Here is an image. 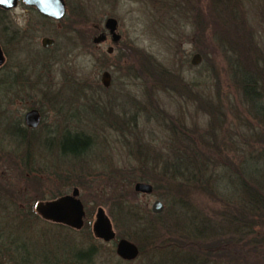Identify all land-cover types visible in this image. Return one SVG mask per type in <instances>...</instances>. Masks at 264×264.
<instances>
[{"label": "rangeland", "instance_id": "obj_1", "mask_svg": "<svg viewBox=\"0 0 264 264\" xmlns=\"http://www.w3.org/2000/svg\"><path fill=\"white\" fill-rule=\"evenodd\" d=\"M198 1L203 5L207 2V0H67L68 11L75 16L78 15L76 20L74 18V26H71L79 42L76 43L79 46L74 50L66 49L65 36H68L70 28L66 29L67 34L58 32L57 35H53L56 40L53 49L38 50L36 11L22 5L10 14L11 28L6 29L0 25V44L5 54L6 66L5 69H1L0 76L3 72L19 73L23 75L24 82L21 85L19 81L9 93L0 94V98H3L0 100V108L7 109L13 118L23 117L26 111L32 108L39 110L41 124L36 127L33 140L26 147L30 154L35 156L37 161L40 159L39 156L48 161L56 159L57 155L52 158L49 148L40 144L44 132L49 130L51 134L48 135L57 134L55 131H60L67 123L73 125L77 118L81 128L71 127V131H84V135L93 140L94 150L91 154L103 158L107 163L106 169L110 166L121 168L128 165L136 166L137 157L143 160L142 155L147 151L156 150L155 152L168 155L170 139L167 140V129L170 119L174 116L183 121L187 131L193 132V137L198 134L206 141L214 138L215 142H219L224 150L223 154L218 151L219 155L216 154V158L227 165L231 160L240 162L250 146L251 151L259 157L261 153V159H264L262 139L264 82L259 78L255 79L252 87L249 86L253 84L252 82L246 84L245 88L253 94V100H248L243 95L241 73L229 55L223 54V50L218 48L211 35H207L206 40L197 36L199 31L195 30L193 24L195 10L190 7L192 8ZM241 1L240 10L237 11L241 13V20L248 21V25L246 30L239 29L234 32L250 31L253 34V43L257 51L250 52L252 56L250 65L257 73L260 69L264 73V0ZM107 14L117 19L118 32L121 35L119 49L109 36L103 42L92 43V38L96 35L92 26H102ZM85 17L87 19H83ZM13 29L16 30L15 33ZM88 29L90 34H82ZM109 46L113 47L111 53L107 52ZM129 50L135 59L137 57L135 51H141L154 64L168 71L177 72L176 74L183 79L181 80L178 75V79L172 81V88L168 86L169 84L157 88L152 85L154 80L157 81L156 77L147 78L145 75L149 68L142 69L132 57L137 67L132 70L133 76L134 73L138 76L135 79L131 76V70L126 71L125 68L130 64L127 59ZM37 51L38 56L35 55ZM106 52L107 56L104 58L103 53ZM195 53L200 54L201 59L197 64H191ZM104 63L110 72L113 70L108 88H103L102 85L100 88L97 85L101 84ZM143 79H146L145 82ZM84 92L87 93L85 97ZM142 94L151 100L145 99ZM134 96L138 100H132L131 97ZM55 97L57 100H54ZM134 101L137 106L132 109L131 102ZM95 104H98V109H94ZM121 105L126 107V114L121 113ZM83 107L88 108L87 114L85 111H78L84 109ZM106 110L111 112H108V116L104 112ZM100 111H103L104 115L101 116ZM74 112L77 114L74 115L76 118L70 116ZM116 115L122 116V126L118 125ZM165 118L167 120L164 121ZM131 144L136 147L147 144L150 148L147 149V145L135 148L137 149L135 156L129 153L128 147L132 146ZM69 162L72 161L60 162L58 166L61 168L60 174L82 177L85 181L79 186H71L66 193L71 195L73 188L79 189L77 198L79 197L85 205L86 211L93 214L91 229L99 207L103 209V215L110 224L111 235L108 237L102 233L91 236L87 230L68 231L69 238L75 241L74 243L83 247L88 243L95 246L96 255L92 264H189L178 259L174 252L171 241L179 228L168 221L173 215V210H180L177 203L183 198L176 197L174 205H163L162 211L156 216L150 214L153 202L164 198L167 182L162 175L155 176L157 191L151 194L136 192V195L133 191L126 192L128 205H133L138 215L146 218L148 223L154 226L158 231L157 237L163 234V237L154 240L155 248L159 250H151L146 240L141 238L143 224L141 227L139 223L136 227L131 221L125 223L123 217L121 219L117 216L116 219L110 217L108 211L111 200L106 198L107 194L104 195V190L100 189L101 185L97 183L95 176H86L85 172L89 168L87 162L77 164ZM92 174L96 172L93 171ZM19 179L17 178L16 183L22 187L23 180ZM60 187L59 182L51 183L46 178L37 177L36 180L31 179V182L27 181L26 198L45 195L46 199L42 201L46 202L52 193L60 191ZM194 194L193 198L192 194L191 198L190 196L187 198L193 200L194 207L204 210L208 217L213 216V212L217 210L220 217L223 208L219 197L216 200L208 193ZM221 201L224 199L221 198ZM11 220H15L14 217ZM37 222L38 220L35 224L38 225ZM16 225L14 223V226ZM260 229L264 231V227ZM260 229L256 230L257 235H262ZM62 232L67 234L65 230ZM125 232H133L134 236L140 237L138 238L140 243L131 239L139 249L138 255L132 260H120L115 251L118 239L125 238L121 236ZM168 237L170 242L165 241ZM185 239L191 240L188 237ZM6 245L0 244V248ZM187 248L192 250L190 244H187ZM220 257L217 263L232 264L229 256ZM7 263L13 264L10 261ZM207 264H210V261H207ZM237 264L242 262L239 261Z\"/></svg>", "mask_w": 264, "mask_h": 264}, {"label": "trees", "instance_id": "obj_2", "mask_svg": "<svg viewBox=\"0 0 264 264\" xmlns=\"http://www.w3.org/2000/svg\"><path fill=\"white\" fill-rule=\"evenodd\" d=\"M240 4L241 0H207L204 5L198 1L190 9L195 10L193 24L195 30L199 31L197 36L206 40V36L211 35L218 48L223 50V54L229 55L241 73L243 95L248 100H253V94L245 87L250 82L253 84L249 86H254L255 79L260 78L261 82H264V73L261 69L257 73L250 65L252 60L250 52L257 51L253 43V34L250 31L234 32L239 29L246 30L248 25V21L241 20V13L237 11L240 10ZM120 46L119 42L117 48ZM135 52L136 59L129 50L127 59L130 64L125 66L126 71L131 70V76L135 79L138 76H135V73L133 76L132 70L137 67L132 57L142 69L149 68L145 75L147 78L156 77L157 81L154 80L152 85L157 88L168 84L171 87L173 79L180 76L176 74L177 72L168 71L154 64L141 51ZM35 55L38 56V51ZM106 56L107 52L103 53V57ZM4 65L5 62L0 66V71L5 69ZM102 67L108 70L107 64L104 63ZM22 77L23 75L19 73L3 72L0 76V94L9 93L19 81L22 85L24 82ZM180 77L182 80V76ZM143 80L145 82L146 79ZM97 85L101 88V84ZM143 97L149 99L147 96ZM128 99L138 100L135 96ZM54 100H57L56 97ZM131 104L132 109H135L137 106L135 101ZM83 108L78 111H85L87 114L88 108ZM94 109H98V104H95ZM126 111V107L121 105V113L126 114ZM99 114L102 116L103 111ZM12 116L8 114L7 109L0 108V244H7L6 247L0 248V264H8V261L13 264H92L94 261L95 246L91 243L84 247L80 246L68 235V231L71 230H87L89 235H96L93 227L91 229L93 214L86 211L84 204L83 225L75 227L63 222L54 220L53 222L40 213L37 204L43 203L45 195L26 198L27 181L36 180L37 177L46 178L51 183L59 182L60 191L57 190L47 197L49 200H57L67 194L66 191L71 186L82 184L85 181L82 177L60 174L61 168L58 166L64 160L72 161L69 163L73 164L87 162L89 168L85 172L86 176H95V180L101 185L100 189L104 190L106 198L111 200L108 211L110 217L113 216L114 219L116 216L120 219L123 217L125 223L131 221L136 227L139 223L141 227L143 224L141 238L146 240L151 250H159L155 248L154 240L160 239L163 234L157 237L158 231L154 226L149 224L146 218L139 216L133 205H128L126 192L133 191L137 195L133 190V184L138 181L151 183L153 191H157L155 176L162 175L167 182L164 198H159L163 205H174L176 197L183 198L177 203L180 210H173L171 219H168L179 228L178 233L175 229L171 241L178 259L189 264H207V261H210V264H224L217 263L222 255L229 256L232 264L239 261L242 264H264V231L260 229L264 227V159H261V153L259 157L251 151V146L240 162L231 160L227 165L216 158L218 151L224 150L219 142H215L214 138L206 141L198 134L193 137V132L184 128L183 121L173 116L167 129V140L170 139L168 155L155 152L156 150L147 151L142 155L143 160L137 157L136 166L128 165L124 168L110 166L106 169L107 163L103 158L91 154L94 150L93 140L85 136L84 131L71 130L55 131L57 134L53 135H48L49 130L44 132L40 144L49 148L52 158L56 155L57 158L48 161L39 156L40 159L37 161L26 149L33 140L36 128L26 126L22 116H14L15 118ZM116 120L118 125L122 126V116L116 115ZM214 137L216 138L215 135ZM262 139L264 140V136ZM131 145L128 147L129 153L135 155L138 148L147 144L137 147ZM146 148L149 149V145ZM164 155H167V158ZM48 164L49 166H46ZM93 171L96 174H92ZM17 178H20L19 181L23 180L22 187L16 183ZM198 193H208L216 200L219 197L223 208L220 217L217 210L213 212V216L208 217L204 210L192 205L193 200L187 198L189 196L191 198V194L193 198V194ZM221 198L224 201H221ZM150 212L152 216L158 215L152 210ZM13 217L15 220H11ZM37 220L38 225L35 224ZM12 221L18 227L14 226ZM257 229H260L262 235L256 234ZM63 230L67 231V234H63ZM122 234V237L139 242L140 237L134 236L133 232ZM186 237L191 240H186ZM168 238L165 241L170 242V237ZM187 244H190L192 250L187 248Z\"/></svg>", "mask_w": 264, "mask_h": 264}, {"label": "water", "instance_id": "obj_3", "mask_svg": "<svg viewBox=\"0 0 264 264\" xmlns=\"http://www.w3.org/2000/svg\"><path fill=\"white\" fill-rule=\"evenodd\" d=\"M17 0H0V6L5 8H11L16 5ZM22 2L29 7H34L37 11L41 12L43 15L61 18L65 12L64 0H22ZM106 28L109 30L112 42L117 43L120 35L115 32L116 21L113 18H108L105 23ZM106 37V34L102 33L95 36L92 41L95 44L102 42ZM52 40H44V45L51 44ZM108 53L112 52V47L107 50ZM201 59L200 54L195 53L191 59V64H197ZM5 55L0 47V66L4 63ZM102 77V82L104 85L109 84L110 75L108 72H104ZM24 123L26 126L31 128H36L41 121V116L39 110L32 108L26 111L23 116ZM133 190L137 193L151 194L153 192V186L149 182L138 181L133 185ZM78 188H73L70 196L60 197L57 200H49L43 203L37 204V209L40 213L48 219L57 222H67L69 225L75 227H81L82 225V215L83 205L78 195ZM152 211L154 213H159L163 209V204L159 200H155L152 204ZM110 224L107 222L103 215L101 208L97 211V218L94 224V231L96 233H102L106 237L110 236L109 232ZM116 254L124 260L134 259L138 253L139 249L134 242L126 238L118 239L116 243Z\"/></svg>", "mask_w": 264, "mask_h": 264}, {"label": "flooded vegetation", "instance_id": "obj_4", "mask_svg": "<svg viewBox=\"0 0 264 264\" xmlns=\"http://www.w3.org/2000/svg\"><path fill=\"white\" fill-rule=\"evenodd\" d=\"M22 5L26 6L22 2V0H17L16 5L14 7L5 8L3 6H0V25H2L3 28H6V29L7 28L8 29L11 28L10 25H11L12 18L10 17V14H12L19 6H22ZM64 5H65V12L62 15V17L61 18H58V19L53 18V17L46 16V15H43L41 12L37 11L34 7H30V8H33L36 11V13L38 14V50L45 51V50H51V49H53L55 47V45H56V40L53 37V35H57L58 32L65 33L67 28H70L71 30L69 31V34H67L68 32H66V34L68 35V36H65L66 37L65 38V40H66V47H67L66 49L74 50L75 47L79 46V44L78 45L76 44V43H79V42H78V39L74 36V35H76L75 34V31L72 30L73 27H71V26H74V22H75L74 21V18L76 20V17L78 18V15L75 16L74 13H70L68 11L69 4H68L67 0H64ZM27 7H29V6H27ZM108 18H113L116 21V30H115V32H117L120 35V33L118 32V22H117L116 17H114V16H112L110 14H107L102 26L101 25H97V26H94L93 25L92 26L95 29V34H96V35L93 36V38L95 36H98V35L102 34V33L106 34V37H105V39L103 41H105L108 36L110 37L109 30L105 26L106 20ZM83 19H87V17H85ZM80 23H82V22H80ZM88 28H90V26ZM12 31H13V33L16 32V30H14V29ZM86 33L90 34L89 29L88 30H85L82 34H86ZM110 39H111V37H110ZM120 39H121V37L119 38V40H118L117 43H114V42H112V43L117 47L118 43L120 42ZM44 40H47V41L52 40V43L51 44H48V45H44ZM92 43H93V41H92ZM93 44H95V43H93ZM0 47L2 48V45L1 44H0ZM109 47H111V46H109ZM108 48H107V50H108ZM112 49H113V47H112ZM2 51H3V48H2ZM3 53H4V51H3ZM104 72H108L109 75H110L109 84L107 86L103 84V82H102L103 75H101L100 82H101V85H102L103 88H108L110 86V82H111V72L109 70H104L102 72V74ZM86 94L87 93L84 92V94H83L84 97H85ZM104 112H106V114L108 116V112H110V111L106 110ZM104 112H103V115H104ZM74 115L77 116V114L75 112L70 114V116H72V117H75ZM75 121H76V123H74L73 125H70L71 123L65 124L64 125L65 127H63L61 129V131L71 130V127L77 128V129L79 128L80 129L81 126L78 123L77 118H76ZM40 124L38 125V127L40 126ZM78 192H79V189H78ZM67 196H70V195L69 194H65V195H63L61 197H67ZM82 205H83V203H82ZM98 209H97V211H98ZM102 211H103V209H102ZM83 212H84V214L81 216L82 217V225H83V221H84V217H85L84 206H83ZM96 218H97V212H96L95 220H94V222L92 224V227H94V224L96 222ZM63 223L68 224L67 222H63Z\"/></svg>", "mask_w": 264, "mask_h": 264}]
</instances>
